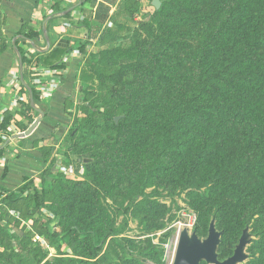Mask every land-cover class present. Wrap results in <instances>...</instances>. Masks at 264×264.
I'll return each mask as SVG.
<instances>
[{
	"label": "rangeland",
	"instance_id": "1",
	"mask_svg": "<svg viewBox=\"0 0 264 264\" xmlns=\"http://www.w3.org/2000/svg\"><path fill=\"white\" fill-rule=\"evenodd\" d=\"M153 1L121 0L93 24L40 167L7 188L31 189L12 204L0 187V264H172L180 232L205 239L213 219L221 261L248 228L243 264H264V0ZM83 69L94 75L87 93ZM197 95L220 104L218 129L192 124L156 171L166 121L129 110ZM73 226L115 235L96 254L64 237Z\"/></svg>",
	"mask_w": 264,
	"mask_h": 264
},
{
	"label": "crops",
	"instance_id": "2",
	"mask_svg": "<svg viewBox=\"0 0 264 264\" xmlns=\"http://www.w3.org/2000/svg\"><path fill=\"white\" fill-rule=\"evenodd\" d=\"M81 1L0 0V36L6 45L0 55V139L4 144L13 136L29 130L39 117L36 110L32 113L28 107L30 98L20 78L19 49L35 60L38 53L48 46L49 50L56 47L76 48L90 41L93 24L103 23L108 13H114L121 0H92L80 5ZM56 3H59L58 13L57 9H53ZM73 7L75 9L71 13L47 22L48 43L43 32L44 21ZM85 20L88 21V28L82 25ZM28 29L42 32L38 44L34 43L35 47L20 34ZM80 57L78 50L67 55L63 60L66 67L61 70H51L42 65L32 68L31 81L44 106L49 107V113L31 136L12 140L3 149L5 152L0 156V187L10 189L9 186L15 181L29 176L40 167L42 158L39 149H43L46 142L41 140L48 138V133L56 131L53 122L61 115L64 100L73 93V83L77 79L74 75L77 74ZM8 116L11 118L10 125L3 129Z\"/></svg>",
	"mask_w": 264,
	"mask_h": 264
},
{
	"label": "trees",
	"instance_id": "3",
	"mask_svg": "<svg viewBox=\"0 0 264 264\" xmlns=\"http://www.w3.org/2000/svg\"><path fill=\"white\" fill-rule=\"evenodd\" d=\"M84 1L83 5L86 3L92 2V0H82ZM123 5V4H122ZM122 5H120L118 8H120ZM53 9H57V13L59 10V3H56L53 6ZM85 27L88 28V21L85 20L83 24ZM22 37L26 41H30L33 43L38 44V40L42 37V32L34 31L33 29H28V31H22L20 33ZM4 41L3 38L0 36V55L4 52L6 45L2 42ZM88 41L85 43L79 45L76 48H61L56 47L54 49H51L47 52H41L38 53L37 58L35 60L29 58L22 50L19 49L21 60L23 64V72H24V82L28 87L31 88L34 98V103L36 106L39 107L44 113L45 118L48 116L49 113V107L44 106L42 103V100L40 98V95L38 91L36 90V86L32 83L31 76L33 74L32 68L36 65H42L45 68L51 69V70H61L64 69L66 66L63 63L64 58L71 54L73 51L78 50L81 53L82 58L86 56L87 54V47H88ZM117 54L119 55V58H123L126 60H138L142 59L144 56H142V53L139 51H126V52H120L118 51ZM238 59H241V54H237ZM250 58L248 61H251ZM262 73V72H254V74ZM242 74V73H241ZM259 75V74H258ZM94 75L91 72H86L84 69L79 76V82L81 85L85 87V91H89L90 85L93 83ZM247 87L252 88L251 82L249 80H246ZM26 92L28 93L26 86L23 85ZM88 87V88H87ZM90 87V88H89ZM85 91L83 93H85ZM203 94H211V92H208V90H203ZM258 94H261L260 91L257 92ZM29 95V93H28ZM134 97L133 94H131V98ZM145 98V97H144ZM143 98V100H144ZM134 100V99H133ZM202 102V103H201ZM134 105L136 108L130 109V113L133 114V111L135 110H147V111H155L156 117L159 118L160 121H166L165 124H162L161 126V134L159 136L160 140L164 138V143L162 144L160 148L157 150V156L154 163L155 170L160 171L162 167V162L160 160L161 156H167V154L170 152V150L178 148L180 146V143L178 142L180 137L183 135L185 131H190L192 124H199L202 125L204 128L208 130L218 129V124H213L211 119L216 118L217 114L219 113V108L221 107L220 104H216L215 98L210 96H200L197 95L196 98H191L190 100H178V101H172L170 105L162 106V107H156L150 105L148 108H146V102L145 101H134ZM29 109L33 113L35 109L31 107V104L28 105ZM232 111L235 110L232 106H228ZM158 111V112H157ZM99 114V113H97ZM10 116L6 117L4 124L2 125L3 129H6L10 125ZM159 125V124H157ZM46 139H42L41 141H45ZM4 142L0 139V146H2ZM5 150H0V156H3ZM7 171V170H6ZM31 189V185L26 186L21 189V192L19 194H15L14 192H10L7 189H4L5 192H7L6 201L11 202L12 204L18 202L23 195H25L29 190ZM35 192V200L38 202L39 199L42 200V195L39 194V191L36 187L32 188ZM40 197V198H39ZM39 208H45L42 201L38 202ZM2 221V218L0 217V222ZM115 230L109 229L105 233L100 232L98 229L89 228V227H82V226H73L67 228L64 232V237H69L73 241H78L79 239L83 240H90L92 244L93 252L98 254L101 252L102 248L105 246L107 241L114 237ZM118 242V241H117ZM150 256L149 254H147Z\"/></svg>",
	"mask_w": 264,
	"mask_h": 264
},
{
	"label": "water",
	"instance_id": "4",
	"mask_svg": "<svg viewBox=\"0 0 264 264\" xmlns=\"http://www.w3.org/2000/svg\"><path fill=\"white\" fill-rule=\"evenodd\" d=\"M84 1L80 2L82 5ZM153 6L156 10L160 9V3L158 0L153 1ZM75 7L66 10L60 14H54L48 17L43 24V32L46 37L47 42L49 43V39L47 36L46 24L57 18L58 16H65L71 13ZM32 44L34 43L28 41ZM49 50V46L46 50L42 52H47ZM20 78L22 84L26 86V89L29 93L30 104L33 109L37 111L39 117L33 123V125L22 134H18L13 136L10 140H8L3 146H0V150H3L12 140L15 139H25L33 134V132L37 129L40 123L45 119V113L36 107L34 103L33 93L30 87L26 85L24 82V72H23V64L20 59ZM119 118H116L115 121L118 122ZM222 233L219 232L216 228V221L213 219L209 225L208 236L205 239H201L197 233L190 234L188 229H184L180 232L178 237V243L176 248V253L174 256V260L172 264H243L247 259L248 255L246 253L247 246L250 244L252 238L249 233V229L246 228L242 236L239 240L238 245L236 246L234 253L232 256L227 259L221 261L218 253L219 246L221 244Z\"/></svg>",
	"mask_w": 264,
	"mask_h": 264
}]
</instances>
